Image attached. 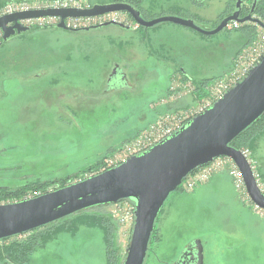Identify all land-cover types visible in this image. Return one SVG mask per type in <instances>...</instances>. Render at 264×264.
Instances as JSON below:
<instances>
[{
    "label": "rangeland",
    "instance_id": "1",
    "mask_svg": "<svg viewBox=\"0 0 264 264\" xmlns=\"http://www.w3.org/2000/svg\"><path fill=\"white\" fill-rule=\"evenodd\" d=\"M193 1L139 0V6L147 19L177 15L212 29L235 2ZM260 33L257 27L253 39ZM243 39L235 28L204 35L171 21L137 28L108 24L77 31L33 27L12 35L0 45V186L64 178L107 151L105 157L114 160L121 145L133 137L130 134L154 116L150 102L188 91L178 83L180 65L190 79L224 77L232 58L253 40L235 55ZM114 63L126 73L127 85L119 91L107 86ZM207 90L196 96L191 89L187 93L193 96L190 105L172 106L171 101L165 105L182 109L202 102L204 96L211 99L206 102L210 105L214 100ZM245 148L256 178L260 177L257 166L264 169V134L253 152ZM258 183L261 187L259 179ZM33 193L28 191L24 197ZM247 196L245 189L236 188L228 166L191 189L181 184L158 213L145 264L169 259V255L157 259L154 253L160 250L165 256L176 232L202 238L207 264H264V209L257 207L263 213L257 211ZM6 202L13 201L0 203ZM113 208V204L92 207L86 213L103 212L113 220L117 227L114 247L124 258L131 229L116 224ZM75 215L65 216L67 222L75 220ZM105 262L102 230L78 224L33 251L25 264ZM0 264H4L1 259Z\"/></svg>",
    "mask_w": 264,
    "mask_h": 264
},
{
    "label": "water",
    "instance_id": "2",
    "mask_svg": "<svg viewBox=\"0 0 264 264\" xmlns=\"http://www.w3.org/2000/svg\"><path fill=\"white\" fill-rule=\"evenodd\" d=\"M256 0H253L255 3ZM242 0H236L231 14L224 16L212 29H203L193 19L177 15H161L152 19L126 0L93 3L88 9H45L13 13L0 17L3 29L2 41L30 28L15 22L25 16L40 14L92 15L113 10L130 13L140 26L148 27L163 21H171L193 28L204 35H212L228 27L230 21H253L264 28V22L250 13L240 16ZM115 24H102L70 29L89 30ZM68 29L63 21L54 25ZM1 44V42H0ZM115 71V68L113 69ZM108 89H112L107 80ZM124 86V85H123ZM264 112V50L259 61L246 76L232 85L221 97L203 111L184 123L176 132L155 143L148 149L131 155L124 162L73 181L64 186L52 185L39 195L13 202L0 203V239L19 235L44 226L79 210L98 205H109L122 199L134 204L135 219L130 241L122 264H143L158 213L168 195L177 189L183 178L194 169L215 157H230L242 173L250 200L264 209V192L260 187L251 163L241 149L230 142L255 122Z\"/></svg>",
    "mask_w": 264,
    "mask_h": 264
},
{
    "label": "built area",
    "instance_id": "3",
    "mask_svg": "<svg viewBox=\"0 0 264 264\" xmlns=\"http://www.w3.org/2000/svg\"><path fill=\"white\" fill-rule=\"evenodd\" d=\"M92 5L93 2L90 0H9L0 4V17L13 13H24L45 9H88L91 8ZM60 21H63L64 25L68 29H76L102 24L107 21L121 23L132 28H137L140 26L138 22L133 19L130 13L124 10H113L92 15H67L64 17H62L60 14H40L21 17L15 21L11 20L8 21L6 25H11L15 22H18L21 25L28 26L29 28L49 27L54 26ZM239 24L240 22L233 20L228 23L227 28L238 27ZM257 27L258 32L260 30L261 33L255 40L253 39L249 45L244 47L233 58L232 67L227 75L224 77H219L218 79L215 78L207 84L206 89H208L207 91L214 101L221 97L223 93L226 92L232 85L242 80L246 76L248 70L259 61L260 55L264 50V28L260 25ZM2 35L3 29L0 27V42L2 41ZM179 78L180 79L178 83L180 82L182 87L186 88L188 91H184L183 93L176 92L169 94L168 97L165 99L162 98L158 102L152 101L150 102V107L165 104L166 101L169 102L171 100L180 98L184 94L190 92L191 89H195V86L191 80L183 79L181 75ZM209 101H211V99L204 96L202 102H198L196 105H191L189 107L177 110L171 109L158 114L155 119L151 120L145 127L140 129L137 134L121 145V148L116 153L117 155L115 154L116 156L114 160L109 161L111 159L106 158L99 171L124 162L131 155L138 154L148 149L171 133L176 132L189 119L207 108L209 104L206 102ZM241 151L249 160V150L247 148H243ZM225 166H228V172L233 178L236 188L244 190L245 185L242 178V173L235 162L227 156L215 157L209 163L189 172L183 178L181 184L185 187V189H191L199 183L206 182L214 173L224 170ZM256 179L258 181V178ZM33 192L34 193L32 195L27 194L24 198L39 195L37 191ZM247 197L250 200L249 196ZM113 207L114 208L111 211V217L116 221L117 225L119 227H126L132 230L135 219L133 202L128 199H122L116 203H113ZM255 209L263 213V211L259 210L257 206H255Z\"/></svg>",
    "mask_w": 264,
    "mask_h": 264
},
{
    "label": "trees",
    "instance_id": "4",
    "mask_svg": "<svg viewBox=\"0 0 264 264\" xmlns=\"http://www.w3.org/2000/svg\"><path fill=\"white\" fill-rule=\"evenodd\" d=\"M90 1L93 3L95 2L105 3V2L120 1V0H90ZM126 1L130 2L141 11L139 6V0H126ZM249 1L250 0H248L247 2ZM193 3L195 2L193 1ZM231 6L232 5L229 6L230 8H228V10L232 8ZM228 10L224 11L223 14L220 15L218 21ZM255 13L257 17H259L262 21H264V0H256ZM234 28L237 29V32L239 31V33L244 38L243 39L244 41L240 44L237 52L235 53L236 55L242 47L247 45L254 38L257 30V24L251 21H246L240 23L238 27L231 28V30ZM3 43L4 41H1L0 45H2ZM231 61H233V58ZM177 71L181 73V77L183 79H189L192 81V83L195 85L194 90H196L195 91L196 96L200 95V93H202L203 96L206 93L207 84L214 79L213 78L214 76L200 77L198 79H190L188 76L185 75L184 68L183 70L178 69ZM150 110H153L154 112V116L152 117V119H154L158 114L165 112L167 110H171V108L168 105L164 104V105H159V106L157 105L155 107H151ZM145 125H143V127ZM138 131L134 133L132 136L137 134ZM263 134H264V112L255 122H253L249 127L244 129L237 137H235L230 142V144L239 149L249 147L253 152L255 150V145L257 140ZM107 153L108 151L104 154H101L95 162L87 165L83 170L77 171L72 175H68L64 178H56L50 180L37 179L18 187L0 186V202L20 200L24 198V195L28 191L31 192L37 191L40 192L38 194H41L48 191V188L52 185L64 186L73 181L83 179L84 177H87L89 174L97 173L99 172L100 165L103 159H106L105 156ZM260 165L257 166L260 175V177L257 176V178L259 179L261 188L264 192V169ZM101 206L104 205H98L95 207L100 208ZM87 210L88 209L77 211L75 215L76 218L75 220L71 221V223L67 222L68 217H63V219H58L54 222L48 223L44 226L37 227L31 230L29 234L25 237H22V235H24L26 232L19 235H14L0 239V259L4 262V264H25L28 261L30 254L33 251L43 246L48 240H50L55 235H57V233L59 234L60 231L62 230L64 231H67L68 229L74 230L78 224L80 225L83 224L87 226L98 227L102 230L103 241L105 244V260H106L105 264H122L124 258L120 257V255L118 254L117 250L114 247L117 227L114 224L113 220L103 212L99 213V211H95L92 213H86ZM62 220L64 221V223L59 224V221ZM154 231L155 229L153 230V232ZM153 232L151 234L150 240L152 239Z\"/></svg>",
    "mask_w": 264,
    "mask_h": 264
},
{
    "label": "flooded vegetation",
    "instance_id": "5",
    "mask_svg": "<svg viewBox=\"0 0 264 264\" xmlns=\"http://www.w3.org/2000/svg\"><path fill=\"white\" fill-rule=\"evenodd\" d=\"M196 1L198 2L199 0ZM247 1L248 0H242V4L240 7V16H245L250 13L253 17H257L255 13L256 2L253 3V0H250L249 2ZM235 2L232 8L228 10L221 18L231 14L234 10H236ZM114 68L115 71H113ZM179 69L183 70V66L180 65ZM107 80L112 89L116 91H119V89L122 88L123 85H127L126 73L117 63H114L111 67V70L108 73ZM150 242L143 264H145L148 254L152 250L149 248ZM206 248L207 246L202 242V238L196 237V235H192L188 232H176L172 235V239L168 245L167 253L165 252V256L160 250H158V252L153 253L155 258L157 259H159L160 257H167L169 255V259L160 262L159 264H207Z\"/></svg>",
    "mask_w": 264,
    "mask_h": 264
},
{
    "label": "crops",
    "instance_id": "6",
    "mask_svg": "<svg viewBox=\"0 0 264 264\" xmlns=\"http://www.w3.org/2000/svg\"><path fill=\"white\" fill-rule=\"evenodd\" d=\"M184 97L181 99V97L180 98H177V99H174V100H171V105L173 106V105H178V106H180V107H182V106H186V105H190L192 102H193V100H192V98H193V96L192 95H189V94H184L183 95ZM153 120V119H152ZM151 120H149V122H150ZM148 122V123H149ZM147 123V124H148ZM145 127V126H144ZM143 128V126H141V127H139V128H137V129H135V131H133L131 134H130V136H132L134 133H136L138 130H140V129H142ZM129 136V137H130Z\"/></svg>",
    "mask_w": 264,
    "mask_h": 264
},
{
    "label": "bare ground",
    "instance_id": "7",
    "mask_svg": "<svg viewBox=\"0 0 264 264\" xmlns=\"http://www.w3.org/2000/svg\"><path fill=\"white\" fill-rule=\"evenodd\" d=\"M185 76V75H184Z\"/></svg>",
    "mask_w": 264,
    "mask_h": 264
}]
</instances>
